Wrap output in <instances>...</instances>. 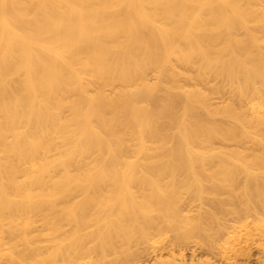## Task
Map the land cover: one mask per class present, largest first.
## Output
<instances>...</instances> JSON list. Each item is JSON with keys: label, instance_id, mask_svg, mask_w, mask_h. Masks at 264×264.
Returning <instances> with one entry per match:
<instances>
[{"label": "bare ground", "instance_id": "6f19581e", "mask_svg": "<svg viewBox=\"0 0 264 264\" xmlns=\"http://www.w3.org/2000/svg\"><path fill=\"white\" fill-rule=\"evenodd\" d=\"M171 59L192 67L188 77L195 83L219 76L233 97L251 95L257 113L246 119L232 97L223 113L236 124L213 122L206 93L196 86L181 90ZM241 121L264 124V0H0V238L9 248L0 257L6 264H85L81 259L88 257L93 264L105 249H123L135 239L132 232L116 233L107 221L82 234L57 233L53 224L41 239L29 233L30 217L42 204L77 191V209L66 205L59 217L79 226L94 216L95 202L116 203L117 213L133 219L147 220L149 210L158 217L177 213L173 202L145 200L143 190L140 199L118 196L129 193L131 183L157 189L166 177L173 183L176 173L204 162L207 150L198 141L232 137ZM122 125L134 128L142 156L118 172ZM254 163L264 166V157ZM193 182L202 183L194 176ZM102 186L111 188L109 201L95 193ZM231 213L218 234L228 242L230 227H237L238 246L228 245L233 252L226 246L229 255L219 247L224 264H264L260 178ZM188 255L182 264H221Z\"/></svg>", "mask_w": 264, "mask_h": 264}, {"label": "rangeland", "instance_id": "374dc122", "mask_svg": "<svg viewBox=\"0 0 264 264\" xmlns=\"http://www.w3.org/2000/svg\"><path fill=\"white\" fill-rule=\"evenodd\" d=\"M170 63L176 69L174 79L181 90L196 86L206 93V103L215 111L212 115V119L215 120L213 122H221L229 126L236 124L223 113L226 102L233 97L229 84L223 78L207 75L201 82L195 83L192 78L188 77V74H192L194 71L192 67H185L176 59H171ZM154 78L155 71L149 69L146 73L147 81L152 82ZM214 84H219L220 89L211 90V85ZM107 90L110 89L107 88ZM250 99L251 95H246L235 96L233 101L231 100L235 110L241 112L246 119L257 113L250 108ZM174 129L175 127L172 128V131ZM121 130L125 132L126 138L124 156L115 166L118 172L124 171L129 164L141 159L142 156L136 149L138 141L135 132H133L134 128L122 125ZM171 143V139L167 141L168 145ZM196 146L207 151L203 156L204 162L196 163L189 173H176L173 183L170 181L168 183L166 177L160 189L151 186L140 188L139 185L131 183L128 185L130 192L122 190L118 196L125 200L129 195L134 199H140L138 191L143 190L147 194L145 200L173 202L177 207V213H164L158 217L155 210H149L144 215L147 220L143 216L133 219L125 214L117 213L116 203L98 205L95 202L91 206L92 210L90 209L94 216L87 219L84 225L79 226L72 217L62 219L59 217L66 205L77 209L76 201H79L81 196V193L77 191L55 199L51 203L42 204L30 217L29 233L39 234L42 239L51 233L53 224L59 225L55 231L57 233H93L99 231L103 226L106 227L104 221H107L106 225L114 227L116 233H123L125 229H128L135 239L124 243L126 246L123 249H105L102 256H97L93 264H182L188 262V256H190L188 254L192 252L195 256L198 255L202 258L212 256L215 262L220 261L219 263L224 264L226 260L221 257L224 255H221V251L225 247L226 250L223 252L229 255L233 252L231 248L234 244L231 243H235V247L238 246L236 240L233 239L236 237L238 228L232 225L229 230L230 236L229 232L228 235L225 234L229 237V239L226 238L229 243L224 242V236L218 232L224 229V222L228 221L229 216L231 217V210L236 207L242 194L251 189L254 177L260 178L264 182V166H257L254 163L257 157H264V124H258L255 121H241L235 127L234 136L215 137L209 142L198 141ZM54 152L55 150H51L49 155H53ZM92 157L93 155H88L87 160H91ZM57 174L58 171L52 173V175ZM193 176L201 179L202 183L197 185L193 182ZM187 180L190 183L183 184L184 181L188 182ZM158 190L161 192L159 197L156 195ZM95 193H99L102 198L108 201L113 196L111 188L108 186L100 187L95 190ZM116 199L113 198L110 201ZM216 201L222 204L221 209L213 208V203ZM213 237L215 238L211 239ZM4 240L6 238H0L1 252L9 250ZM42 241H38V244H42ZM226 246L232 252H229L230 250ZM16 247L23 249L22 244H17ZM219 251L220 254H218ZM219 256L221 260H218ZM4 257L5 255L2 254L0 264H6ZM81 260L85 264H90L88 257Z\"/></svg>", "mask_w": 264, "mask_h": 264}]
</instances>
